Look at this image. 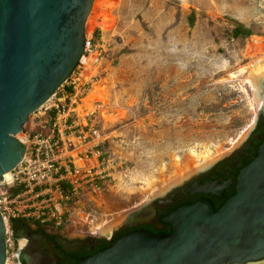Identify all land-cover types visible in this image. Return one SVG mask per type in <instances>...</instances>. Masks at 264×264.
Listing matches in <instances>:
<instances>
[{"label": "rangeland", "instance_id": "1", "mask_svg": "<svg viewBox=\"0 0 264 264\" xmlns=\"http://www.w3.org/2000/svg\"><path fill=\"white\" fill-rule=\"evenodd\" d=\"M237 25L252 35L235 38ZM101 40L108 44L105 55H99ZM86 41L83 57L96 59L94 70L81 63L75 72L92 101L84 99L78 112H94L102 152L114 169L100 201L85 202L76 216L92 221L113 209L127 218L199 173L164 192L181 173L177 161L192 168L193 155L218 150L226 155L212 166L224 161L261 117L242 88V71L264 64V0H95ZM97 92L103 100L94 98ZM76 216L62 228H42L85 239Z\"/></svg>", "mask_w": 264, "mask_h": 264}, {"label": "water", "instance_id": "2", "mask_svg": "<svg viewBox=\"0 0 264 264\" xmlns=\"http://www.w3.org/2000/svg\"><path fill=\"white\" fill-rule=\"evenodd\" d=\"M94 1L0 0V182L25 155L26 148L16 137L30 116L81 64L86 52V23ZM261 117L264 123V104ZM194 186L199 193L216 196L225 188L218 183ZM162 222L171 226V235L133 232L78 264L263 262L264 139L257 156L239 171L236 192L218 211L209 201L199 200L179 206ZM35 258L31 246L16 253L19 264H37ZM6 260V223L0 213V264Z\"/></svg>", "mask_w": 264, "mask_h": 264}, {"label": "built area", "instance_id": "3", "mask_svg": "<svg viewBox=\"0 0 264 264\" xmlns=\"http://www.w3.org/2000/svg\"><path fill=\"white\" fill-rule=\"evenodd\" d=\"M99 48V55H105L107 42L101 40ZM81 77L75 72L65 83L66 88L62 86L32 114L16 137L25 146V155L0 182L8 263L16 264L18 251L11 221L62 228L85 202L97 204L103 187L111 181L114 167L110 157L102 152L105 140L92 118L94 112L83 116L78 112L88 93L84 85L80 87ZM76 219L78 231L93 233L89 223L79 216Z\"/></svg>", "mask_w": 264, "mask_h": 264}, {"label": "flooded vegetation", "instance_id": "4", "mask_svg": "<svg viewBox=\"0 0 264 264\" xmlns=\"http://www.w3.org/2000/svg\"><path fill=\"white\" fill-rule=\"evenodd\" d=\"M261 124L262 120L260 117L257 125L251 131L240 150L224 160L226 161L225 165L216 168V164L209 170L198 171L199 173L185 181L181 186L174 188L165 196L152 197L154 198L153 200L144 201L133 209L134 212L128 216L124 226L119 231L113 232L110 238H95L92 237L93 234L88 233L89 237L85 239L69 240L54 232L50 233L42 230L33 223L11 224V231L16 241L17 250L31 246L36 252L38 259H35L37 264H72L93 255L97 251L109 248L115 240L133 232L144 231L153 235H171V226L164 224L162 218L169 215L179 206L193 204L199 200H207L214 208H220L227 198L236 192L239 173L237 169L243 161V156L247 155L246 158L248 157L247 152L251 148H259L260 144L258 145V143L261 141L264 132V125L260 128ZM258 129L259 132H257ZM195 183L200 185L218 183V187L225 185V188L218 190L221 196H216L211 193L197 192L198 187L194 186ZM32 227H35V229H32ZM40 240L44 242V246ZM20 241L25 243L22 247L20 246ZM110 243L112 244L109 245ZM44 247L51 251H46ZM16 264H19L18 261H16Z\"/></svg>", "mask_w": 264, "mask_h": 264}, {"label": "bare ground", "instance_id": "5", "mask_svg": "<svg viewBox=\"0 0 264 264\" xmlns=\"http://www.w3.org/2000/svg\"><path fill=\"white\" fill-rule=\"evenodd\" d=\"M95 6H96V4H95ZM101 30L104 31L105 27H101ZM87 37H88V35H87ZM95 62H96L95 58L89 60L87 63H86L85 57H83L81 60L82 65L85 66V70L86 71L89 70V72H92L94 70L93 65L95 64ZM242 74L244 75L243 76L244 79L242 78L243 79L242 80V83H243L242 88L248 93L251 106H254L257 110H261L262 106L264 104V88H263L264 87V64L259 65L254 69H248L247 71H242ZM93 94H94V92H93ZM86 98H88V97H86ZM94 98L95 99L99 98L101 100L104 99L103 94H101L100 92L95 93ZM90 101H92L91 98H90ZM225 155H226V153L224 150H218L214 153L213 152H207V153H204L201 155H193L195 160H194V164H193L192 168H189V166H187V165L182 166L180 161H177L175 163V167L178 171H181V173H179L177 176H175L173 179L170 180V185L165 189L164 192H167L169 189L180 184L182 181L186 180L193 173L208 169L210 166L213 165V163H215L216 161H218L219 159H221ZM8 175H9V173H7L3 177V179L8 177ZM153 187H154V185H153ZM153 187L150 188L151 189L150 192H152L154 190ZM162 193H157L154 197L160 196ZM145 194H149V192H147ZM79 217L81 219H83L84 222H87L92 226V229H91L93 232L92 234H96V235H100V236H104V237H110L112 235L113 231L116 228H118L124 221H126V219H128V217L125 218V215H123L122 212H120V211L118 212L117 210L113 211V209L111 211H109L107 214L106 213L103 214L100 219H94L92 221H90V219H89L90 217H87V218L85 216H79ZM24 244L25 243L22 241L20 243V246L22 247ZM7 264H8V262H7ZM256 264H262V262L256 263Z\"/></svg>", "mask_w": 264, "mask_h": 264}, {"label": "trees", "instance_id": "6", "mask_svg": "<svg viewBox=\"0 0 264 264\" xmlns=\"http://www.w3.org/2000/svg\"><path fill=\"white\" fill-rule=\"evenodd\" d=\"M250 35H252L251 32H250L249 30H246V29H245L243 26H241V25H237V27H236V28L234 29V31H233V36H234L235 38H238L239 36L244 37V38H247V37H249ZM261 120H262V124H261L260 128H262V126L264 125L262 117H261ZM260 128H259V129H260ZM259 129L257 130V132H259ZM263 139H264V132H263V135H262V139H261V141L258 143V145H259V144H260V145L262 144ZM260 145H259V146H260ZM257 151H258V148H257V147L254 148V149L251 148V149L247 152L248 157L246 158L247 155H244V156H243V161H242L241 164L239 165L237 171H240L242 168H244V167L247 166L249 163H251L252 160L257 156ZM225 162H226V161H222V162L218 163V164L216 165V168L225 165ZM229 197H230V196H229ZM229 197H228V198H229ZM228 198H227V199H228ZM225 202H226V201H225ZM223 204H224V203H223ZM221 207H222V206H221ZM221 207H220V208H221ZM220 208L215 207L214 210H215V211H218ZM21 223H28V222H26V221H21V220H13V221H11V224H12V225H18V224H21ZM35 225L38 226L40 229L44 230L42 227H40V225H38V224H35ZM50 239H52V238L50 237ZM111 244H112V243H110L109 245H111ZM78 262H79V261H76V262H74V263H72V264H78Z\"/></svg>", "mask_w": 264, "mask_h": 264}]
</instances>
